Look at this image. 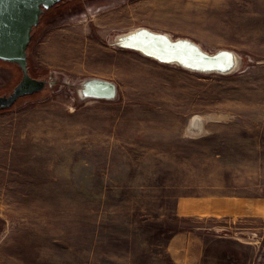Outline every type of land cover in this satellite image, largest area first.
<instances>
[{
    "label": "rangeland",
    "instance_id": "obj_1",
    "mask_svg": "<svg viewBox=\"0 0 264 264\" xmlns=\"http://www.w3.org/2000/svg\"><path fill=\"white\" fill-rule=\"evenodd\" d=\"M142 27L233 50L240 67L201 74L117 46ZM31 40V76L47 83L0 110V264H176L180 232L199 237L195 264H264V217L177 207L264 198V0H67ZM22 76L0 61V97ZM89 78L117 97L82 99Z\"/></svg>",
    "mask_w": 264,
    "mask_h": 264
},
{
    "label": "water",
    "instance_id": "obj_2",
    "mask_svg": "<svg viewBox=\"0 0 264 264\" xmlns=\"http://www.w3.org/2000/svg\"><path fill=\"white\" fill-rule=\"evenodd\" d=\"M63 0H0V60L16 64L23 76L10 95L0 97V110L11 108L18 99L41 92L45 80L33 78L29 73L28 46L33 28L38 26L45 10ZM120 49L141 52L161 64H177L183 69L201 74L229 75L241 64L242 57L233 50L216 53L205 51L189 38L173 39L167 33L139 28L116 38ZM82 99L114 100L117 85L109 80L89 78L81 83Z\"/></svg>",
    "mask_w": 264,
    "mask_h": 264
},
{
    "label": "crops",
    "instance_id": "obj_3",
    "mask_svg": "<svg viewBox=\"0 0 264 264\" xmlns=\"http://www.w3.org/2000/svg\"><path fill=\"white\" fill-rule=\"evenodd\" d=\"M178 212L183 216L196 217H230L239 220L244 217H264V198H234V197H183L178 203ZM199 237L194 233L180 232L175 234L168 243V253L176 264L200 263L203 257V247L199 245ZM198 246L190 256V245ZM189 248V249H188Z\"/></svg>",
    "mask_w": 264,
    "mask_h": 264
},
{
    "label": "bare ground",
    "instance_id": "obj_4",
    "mask_svg": "<svg viewBox=\"0 0 264 264\" xmlns=\"http://www.w3.org/2000/svg\"><path fill=\"white\" fill-rule=\"evenodd\" d=\"M200 122L197 118L193 119L188 127L189 132L193 133L192 130H195L199 126Z\"/></svg>",
    "mask_w": 264,
    "mask_h": 264
},
{
    "label": "trees",
    "instance_id": "obj_5",
    "mask_svg": "<svg viewBox=\"0 0 264 264\" xmlns=\"http://www.w3.org/2000/svg\"><path fill=\"white\" fill-rule=\"evenodd\" d=\"M65 1H67V0H63V1L60 2V3H63V2H65ZM60 3H58L57 5H59ZM57 5H55V6H57ZM55 6H54V7H55ZM52 8H53V7H52ZM52 8H51V9H52ZM49 10H50V9L45 10L44 13H46V12L49 11ZM44 13H43V14H44ZM41 17H42V16H41ZM40 19H41V18H40ZM35 28H36V27L33 28V31H34ZM33 31H32V33H33ZM31 41H32V40H31ZM30 44H31V42H30ZM30 44H29V46H30ZM29 46H28V49H29ZM27 51H28V50H27ZM0 61H1V60H0ZM1 62H3V61H1ZM5 63H8V62H5ZM29 73H30V69H29ZM22 75H23V73H22ZM30 75H31V73H30Z\"/></svg>",
    "mask_w": 264,
    "mask_h": 264
}]
</instances>
